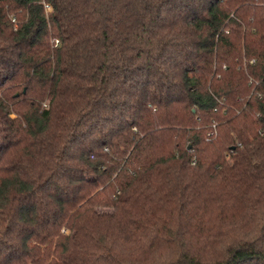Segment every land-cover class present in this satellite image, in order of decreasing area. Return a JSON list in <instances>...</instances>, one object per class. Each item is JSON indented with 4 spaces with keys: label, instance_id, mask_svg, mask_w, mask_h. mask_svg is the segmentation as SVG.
<instances>
[{
    "label": "trees",
    "instance_id": "1",
    "mask_svg": "<svg viewBox=\"0 0 264 264\" xmlns=\"http://www.w3.org/2000/svg\"><path fill=\"white\" fill-rule=\"evenodd\" d=\"M0 264H264V0H0Z\"/></svg>",
    "mask_w": 264,
    "mask_h": 264
},
{
    "label": "built area",
    "instance_id": "2",
    "mask_svg": "<svg viewBox=\"0 0 264 264\" xmlns=\"http://www.w3.org/2000/svg\"><path fill=\"white\" fill-rule=\"evenodd\" d=\"M44 7H45V10L46 11H49L50 10V8H49L48 5H44ZM53 42L56 43V40H54ZM252 61H254V59ZM211 126L213 127V124H211ZM209 134H211V136H213L214 132L212 131L211 133H207V135H209Z\"/></svg>",
    "mask_w": 264,
    "mask_h": 264
},
{
    "label": "water",
    "instance_id": "3",
    "mask_svg": "<svg viewBox=\"0 0 264 264\" xmlns=\"http://www.w3.org/2000/svg\"><path fill=\"white\" fill-rule=\"evenodd\" d=\"M193 110V109H192Z\"/></svg>",
    "mask_w": 264,
    "mask_h": 264
}]
</instances>
